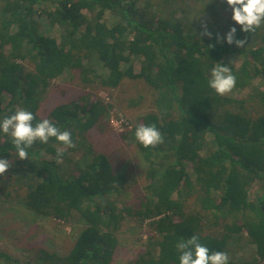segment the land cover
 I'll use <instances>...</instances> for the list:
<instances>
[{"label":"trees","instance_id":"obj_1","mask_svg":"<svg viewBox=\"0 0 264 264\" xmlns=\"http://www.w3.org/2000/svg\"><path fill=\"white\" fill-rule=\"evenodd\" d=\"M138 1L0 0V121L20 107L33 113V125L46 118L70 131L75 144L37 140L22 160L10 134L0 131V159L11 165L0 175L4 195L39 216L82 225L66 254L40 247L38 264H109L121 217L112 195L128 179L94 149L88 133L107 107L91 92L55 105L45 117L39 108L66 70L78 71L86 86L112 91L126 78L137 79L144 90L131 101L152 96L156 111L137 116L133 129L121 133L142 153L149 194L136 215L150 220L152 230L131 264H179L177 245L192 235L210 252H225L240 246L244 233L256 247L248 264H264V90L255 85L258 76L264 79V24L254 33L232 18L223 26L216 9L218 3L229 7L226 0H146L142 8ZM107 12L115 22H107ZM40 16L58 28V37L41 33ZM232 27L234 39L247 40L244 47L224 39ZM234 53L239 65L230 59ZM219 62L236 76L234 88L250 87L249 96H221L209 87L210 69ZM142 124H155L163 143L145 148L135 138ZM254 182L260 192L250 199ZM191 196L199 207L194 213L186 211ZM0 264L22 263L1 249Z\"/></svg>","mask_w":264,"mask_h":264},{"label":"rangeland","instance_id":"obj_2","mask_svg":"<svg viewBox=\"0 0 264 264\" xmlns=\"http://www.w3.org/2000/svg\"><path fill=\"white\" fill-rule=\"evenodd\" d=\"M145 1L139 0L138 8H142ZM216 11L218 12L216 15L220 17L218 20L222 22L223 26H226L231 19L232 9L222 7V3H218ZM179 15H181L180 11L176 13V16ZM212 15L214 14L212 13ZM38 19L42 34L59 36L58 28L52 27L46 17L40 16ZM105 19L111 24L115 22L116 17L107 12ZM230 59L236 65L242 61L241 56L237 53L231 54ZM134 68L137 72L140 70L139 60L134 61ZM79 74L76 70H66L60 78L51 82L46 94L41 97L39 115L45 117L55 105L70 103L80 99V96L84 97L85 94L89 96L91 92L96 95V100H101L106 105L107 112L88 133L93 141L94 149L107 156L115 171L122 173L121 175L128 179L126 185L121 189L122 191L112 195V200L116 201V208L121 217L115 231L118 245L111 254L109 264H131V261L145 250L152 230L149 227L150 220L143 222L136 215L140 201L149 194L146 189L145 167L140 157L142 153L132 140V136L128 135L125 138L121 133H127L133 129L137 116L151 109L156 111V104L152 96L136 103L131 101V98L136 97L138 92L144 90L143 86L145 85L137 79L126 78L119 88L112 91L96 83L86 86L81 81ZM255 85L264 90V79L258 76L255 79ZM249 89V86L243 90L233 88L231 92L225 95L247 97L250 95ZM4 97V104H6L8 103V96L5 95ZM262 106L264 109V105ZM250 107L251 105L248 103L247 108L250 109ZM19 109L21 108L17 107L16 111ZM249 109L248 111H250ZM60 148L63 149V147ZM186 166L193 178L192 164L188 162ZM2 187L3 184L0 181V250L12 253L22 264H38V262L43 263L38 256L40 247L63 255L71 249L76 234L82 226L77 223V219L74 218L68 223L51 217L39 216L31 210L24 209L18 203V199L13 196H5ZM259 192V187L254 182L249 190L250 199L255 198ZM175 197H177L176 194ZM186 211L189 213L199 211L195 197L191 196L187 200ZM158 237H160L159 234H157ZM240 243V246L231 244L226 247L225 252L229 256V262L236 264L253 263L256 247L250 243L247 233H244Z\"/></svg>","mask_w":264,"mask_h":264},{"label":"clouds","instance_id":"obj_3","mask_svg":"<svg viewBox=\"0 0 264 264\" xmlns=\"http://www.w3.org/2000/svg\"><path fill=\"white\" fill-rule=\"evenodd\" d=\"M226 3L232 9V20L241 26L243 32L254 33L264 24V0H226ZM236 31V28L232 27L224 39L229 45L235 43L237 47H244L247 40L234 39ZM205 34L211 35L208 32ZM210 74L209 87L218 95L223 96L231 92L236 86V76L232 74L229 66L223 65L221 62L210 69ZM34 119L35 116L32 112L19 109L15 114L0 121V131L10 134L19 159H28L27 149L37 140L41 143H47L49 138H55L67 148L75 147L70 131L60 130L50 119L46 118L33 125ZM135 138L145 148L163 143V136L155 124L137 126ZM62 156L63 150L58 149V163ZM10 166L7 159H0V175H3ZM177 248L181 252L179 264H229V256L226 252H210L208 247L199 242L196 235L180 242Z\"/></svg>","mask_w":264,"mask_h":264},{"label":"built area","instance_id":"obj_4","mask_svg":"<svg viewBox=\"0 0 264 264\" xmlns=\"http://www.w3.org/2000/svg\"><path fill=\"white\" fill-rule=\"evenodd\" d=\"M122 131H124V129L121 128Z\"/></svg>","mask_w":264,"mask_h":264}]
</instances>
